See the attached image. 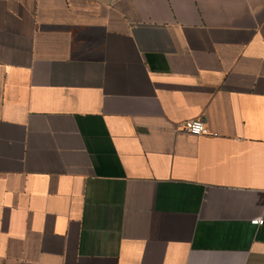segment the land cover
I'll use <instances>...</instances> for the list:
<instances>
[{
	"label": "crops",
	"instance_id": "0c3cea01",
	"mask_svg": "<svg viewBox=\"0 0 264 264\" xmlns=\"http://www.w3.org/2000/svg\"><path fill=\"white\" fill-rule=\"evenodd\" d=\"M0 264H264V0H0Z\"/></svg>",
	"mask_w": 264,
	"mask_h": 264
},
{
	"label": "built area",
	"instance_id": "2783aa9c",
	"mask_svg": "<svg viewBox=\"0 0 264 264\" xmlns=\"http://www.w3.org/2000/svg\"><path fill=\"white\" fill-rule=\"evenodd\" d=\"M185 131L193 136H204L208 134L207 128L205 127L204 123L200 120L189 122L185 127ZM250 223L251 225L259 226L263 223V221L257 218L252 220Z\"/></svg>",
	"mask_w": 264,
	"mask_h": 264
}]
</instances>
